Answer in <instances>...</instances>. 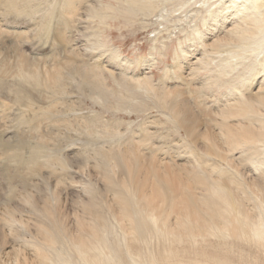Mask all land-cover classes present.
<instances>
[{"label":"bare ground","instance_id":"1","mask_svg":"<svg viewBox=\"0 0 264 264\" xmlns=\"http://www.w3.org/2000/svg\"><path fill=\"white\" fill-rule=\"evenodd\" d=\"M117 1L127 5L125 10L91 5L89 14L105 18L114 10L148 15L163 1L184 7L194 0ZM197 1L206 8L208 31L196 29V34L205 38L200 45L208 51L204 49L197 57L180 44L181 55L187 58L185 72L192 74L194 63L210 66V59L219 61L217 68L223 76H215L213 82L228 86L226 99L220 102L219 111L212 110L214 117L203 123L198 113L202 110L195 111L190 99L182 98L184 87L166 89L159 95L162 106L170 109L176 129L184 133L190 150L186 153L195 162L161 163L145 154L138 143L124 150L100 151L102 162L93 168L101 172L98 177L63 155L59 136H54L53 143L47 133L36 135V141L20 134L11 142L3 139L6 130L0 126V148H9L5 159H0V175L12 192L9 200H17L0 209V264H264V0H218L217 5L214 0ZM13 2L8 5L14 10ZM63 4L72 20L76 0ZM192 10L200 11L197 4ZM74 21L73 32L78 24L77 18ZM2 25L0 22V89L7 87L4 81L8 78L27 82L10 88L18 104L27 98L28 117L37 126L45 119L60 123L63 116L57 114L56 104L60 97L51 106L45 105L51 97L49 90L58 95L64 92L61 67L52 65L44 71L40 61L6 44L8 30ZM215 31L224 34L220 37ZM57 33L68 38L70 45H77L73 37ZM179 58L166 72L182 82L184 76L179 73L184 66ZM110 59L122 66L131 64L118 48ZM79 64L69 62L71 73L86 79L101 71L97 63ZM192 91L198 96L202 92ZM37 94L39 102L35 101ZM198 96L193 97L200 106L205 100ZM64 121L61 123L68 119ZM115 167L121 172L118 177ZM68 189L75 193L71 195Z\"/></svg>","mask_w":264,"mask_h":264},{"label":"rangeland","instance_id":"2","mask_svg":"<svg viewBox=\"0 0 264 264\" xmlns=\"http://www.w3.org/2000/svg\"><path fill=\"white\" fill-rule=\"evenodd\" d=\"M10 1L12 0H0V22L3 24L2 28L8 30L5 31L7 33L6 44L13 45V47L25 51L29 58H33L37 62L40 61L41 65H45L44 71L49 66L58 64V67H61V78L64 79L63 83L66 85L62 83L65 85L64 92L59 95L56 92L51 93L47 89L51 97L45 105V107L51 106L53 100L60 97L56 104L60 105L57 106V114L63 116L58 123L62 125L58 126L57 122L54 123L51 119V123H48L47 121L50 120L45 119L41 122L43 125L39 123L37 126L28 117L29 113L25 110L26 105L24 104L27 98L20 105L15 100L14 90L12 93V89L17 87L13 84L25 85L27 82H17L15 77L5 80L4 83L7 87L0 89V114L6 113L5 116H0L2 119L4 118L3 120L0 118L2 120H0V126L6 130L2 136L3 139L13 142L17 135L23 134L22 136L30 137L28 138L30 141H36V135L47 133L52 136L51 140L54 143V136H56L55 139H58L59 136L58 145H60L63 155L69 157L68 159L71 158L72 161L75 160L76 164L87 166L93 175L98 177L101 176V172L96 170L97 168L95 170L93 168L102 162L101 152L104 153L112 149L124 150L128 146H135L138 143L142 146L141 150L145 154L154 155L158 162L187 165H192L195 162L193 159H189L188 153H186L190 150L184 133L176 129L171 111L162 106L159 95L167 90L174 91L184 87V94L186 91L188 94L186 92L182 98L188 101L190 99L189 103L191 106L193 105L192 108L195 111L202 110H199L198 113L203 123L208 122V119H211L210 116L214 117L213 113L215 112L212 110H218V106L226 99L225 93L228 86L219 87L213 82L215 76L218 78L220 74L221 77L223 76L217 68L220 64L219 61L215 63L210 59V66L209 64L201 66L199 63H194L193 70L190 71L193 75L185 72L188 69V64L185 63L187 58L181 55L183 53H181L180 44L197 57H200L205 49L203 45H200L203 44L201 41L204 42L205 38L196 34V29L201 32L208 31L204 22V18L208 17L206 8L199 6L202 2H194V0L192 4L183 7L180 5L181 3L176 6L175 2L168 1L166 3L167 1H163L160 5H156L153 12L148 15L142 13L128 15L120 11L114 13V10H110L108 16L103 18L91 16L90 9L111 5L112 8L115 6L125 10L127 5L117 0H76L78 7L76 5V12L73 14V19L70 20L63 9L64 0H14L12 5L14 10L8 5ZM214 2L216 4L218 0H214ZM196 4L200 9L199 12L192 10ZM17 8H19L18 11ZM76 18L78 24L73 32L72 28ZM57 31L64 33L67 37H73L77 45H70L71 41L61 37ZM221 32L215 31L214 35L222 37L224 33ZM98 41H101V47ZM114 47L118 48L121 57L130 59L131 64L122 66L119 64L120 61H112L110 54L114 51ZM205 50L206 53L208 49ZM176 56L181 57V59L179 58L180 63L184 66L182 72L178 73L184 76L182 82L185 84H182L170 72H166L168 65L172 67L177 64ZM71 61L80 63L79 65L100 64L99 74L101 76L98 74L93 76L94 78L86 79L83 75L71 73L69 65ZM191 80L192 83H190ZM221 80L218 81L221 82ZM27 87L31 90L33 85L30 84ZM196 88L198 93L202 91L199 96L192 93V90H197ZM25 89L27 90V88ZM193 96L201 97L199 99H202V102L205 100V102L200 106L195 105L198 98L195 99ZM40 98V94H37L35 101L39 102ZM9 105L12 106L11 110ZM196 108L198 109L196 110ZM66 119H68L66 124L61 123ZM68 127H70L69 130ZM8 152L9 148H0V159L3 157L5 159ZM79 153L78 159L76 157ZM181 154L185 155V158L179 157ZM81 158L83 159L81 160ZM114 170L116 176H120L119 168L115 167ZM63 184L61 182L62 188H64ZM7 185L0 175L1 210L5 204L6 207H11L13 203L17 202L15 199L9 200L8 197L12 192ZM66 185L67 183H65V187ZM67 192L71 195L75 193L73 189ZM9 204L11 205L9 206Z\"/></svg>","mask_w":264,"mask_h":264}]
</instances>
